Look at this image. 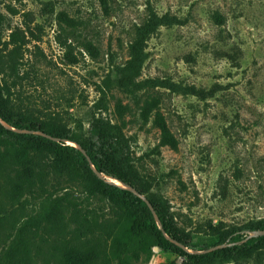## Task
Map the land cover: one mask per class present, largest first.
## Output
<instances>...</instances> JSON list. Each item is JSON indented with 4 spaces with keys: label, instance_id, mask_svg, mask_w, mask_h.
<instances>
[{
    "label": "rangeland",
    "instance_id": "374dc122",
    "mask_svg": "<svg viewBox=\"0 0 264 264\" xmlns=\"http://www.w3.org/2000/svg\"><path fill=\"white\" fill-rule=\"evenodd\" d=\"M0 12L8 25L3 41L12 32L24 41L12 88L16 110L35 123L55 119L72 132L92 134L100 121L122 131L151 192L190 235L189 252L224 231L244 239L264 221V0H0ZM158 17L170 22L147 41L141 80L168 86L118 87L138 30ZM152 97L160 100L157 111L178 141L176 149L160 145L153 117L141 118ZM14 174L8 168L7 175ZM48 181L47 193L28 195L21 205L0 188V264L17 229L41 221L49 195L69 193L95 216H114L109 203L85 200L87 193L64 178L50 175ZM65 238H50L45 253ZM35 264L45 263L37 258ZM134 264L183 260L154 247L150 261L141 257ZM215 264H264V254Z\"/></svg>",
    "mask_w": 264,
    "mask_h": 264
},
{
    "label": "trees",
    "instance_id": "16d2710c",
    "mask_svg": "<svg viewBox=\"0 0 264 264\" xmlns=\"http://www.w3.org/2000/svg\"><path fill=\"white\" fill-rule=\"evenodd\" d=\"M25 17L26 29L34 36L31 18ZM64 20L73 22L67 17ZM169 22L166 17H158L138 30L125 76L117 81L118 87L143 91L168 86L158 79L141 80V72L148 39ZM6 25L0 12V188L11 201L21 205L28 195L34 198L40 192L47 193L49 176L56 175L87 193L85 200L109 203L114 216H95L93 210L84 207V200L78 201L69 193L49 195L41 221L21 225L15 239L3 248V264H35L37 258H42L45 264H134L141 257L150 261L154 247L176 254L183 264H215L264 254V234H261L264 221L250 228L244 239L231 238L233 231H224L217 241L207 240L204 248L189 252L190 235L177 226L170 207L151 192L133 163L129 140L122 131L114 133L115 126L109 121L93 124V133L85 134L72 132L55 119L35 123L19 113L13 104L12 88L20 78L24 41L12 32L9 41L4 42ZM159 104V98L147 100L140 109L141 118L148 122L153 117V125L160 131V145L176 149L178 141L157 111ZM67 142L77 144L80 150ZM8 168L14 170V176L7 175ZM99 175L115 179L131 190ZM145 199L154 207L155 215ZM53 236L68 238L48 256L45 246Z\"/></svg>",
    "mask_w": 264,
    "mask_h": 264
},
{
    "label": "water",
    "instance_id": "95a60500",
    "mask_svg": "<svg viewBox=\"0 0 264 264\" xmlns=\"http://www.w3.org/2000/svg\"><path fill=\"white\" fill-rule=\"evenodd\" d=\"M77 145V144H76ZM77 149H79L80 150V147L77 145ZM101 178H104V176H101V175H99ZM105 179V178H104ZM111 183H114V184H116V185H118V186H120V187H122V188H124V189H130L128 186H126L125 184H122V185H119L118 183H116V182H113V181H110ZM119 183H121V182H119ZM131 190V189H130ZM145 202H146V204L148 205V207L150 208V210H151V212L155 215V210H154V207L151 205V203L148 201V200H146L145 199ZM157 224H159V220L157 219ZM165 234V233H164ZM261 234H264V232H262ZM166 235V234H165ZM253 235V234H252ZM168 238V237H167ZM174 243H176V242H174ZM177 244V243H176Z\"/></svg>",
    "mask_w": 264,
    "mask_h": 264
}]
</instances>
